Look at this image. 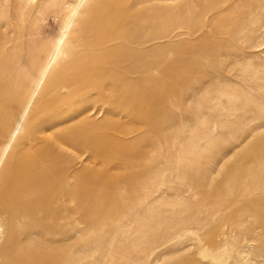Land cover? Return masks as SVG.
<instances>
[{"label": "rangeland", "instance_id": "374dc122", "mask_svg": "<svg viewBox=\"0 0 264 264\" xmlns=\"http://www.w3.org/2000/svg\"><path fill=\"white\" fill-rule=\"evenodd\" d=\"M136 1L84 0L36 99L34 129L60 116L50 112L56 93L73 100L64 87L90 75L78 69L97 64L106 74L101 125L66 146L77 161L69 264H264V0ZM78 2L0 0V133ZM136 19L140 31L130 28ZM119 49L134 60L116 62ZM84 52L100 58L78 59ZM95 95L67 111L91 107ZM46 135L60 137L57 128ZM34 139L22 131L12 144L0 189ZM60 174L42 175L58 189L48 199L55 210L26 219L44 244L60 239Z\"/></svg>", "mask_w": 264, "mask_h": 264}, {"label": "bare ground", "instance_id": "6f19581e", "mask_svg": "<svg viewBox=\"0 0 264 264\" xmlns=\"http://www.w3.org/2000/svg\"><path fill=\"white\" fill-rule=\"evenodd\" d=\"M83 1L79 0L76 8L66 16L58 44L49 51L45 59L39 62L38 69L36 70L38 72L37 79H35L29 91H26L27 96L21 106L19 104L12 108L8 121L5 123V128L0 133V137L4 141L0 145V168L7 157V152L18 137H20L22 131H27L30 137L35 138L32 145L35 151L30 155H16V164L6 181L5 188L0 189V264H69L68 248L70 247L71 232L69 228L71 223L69 222L67 209L71 188L68 177L72 169L76 168L77 161L75 156L67 153L66 146H70L71 144L77 145L75 144L77 142L76 139L84 136L86 138L87 131H89V128H92L90 125L93 127L101 125L98 119L101 110L97 102L101 93V79L106 74L102 73V69L97 64L81 67L77 71L78 74L90 73V75L82 80H75L74 83L71 82L64 87L66 88L65 93L70 95L73 100L70 98L69 100L68 97L58 96V93H56L57 98L53 101L50 112L58 113L60 116L53 117L52 114L47 119V124L39 125L35 129L32 118L36 115L38 108L43 102L37 103L36 101L43 82L48 76L51 77L53 75L54 67L57 66L61 54L62 44L72 27L78 9ZM150 1L139 0L136 3L137 5L146 4ZM160 9L161 6L158 7V5L151 7L152 11ZM153 24H156L155 20H153ZM178 27H183V25H179ZM130 28L131 30L140 31V29L144 28V24L141 19H136ZM159 37H163V34L160 32L158 34L151 33L145 37V40L153 41ZM138 38L142 40L141 35H138ZM126 54L131 55L132 60H134L135 52L131 51L129 53L128 51L121 50L120 55L115 57L114 60L121 63L123 62L121 57L124 59ZM77 58L80 60L86 58L94 61V59H99L100 56L84 52L78 55ZM74 66L75 63H71L68 68ZM130 67L132 70V62ZM93 92L97 95H95V101L91 107L76 108L73 112L67 111L70 108L72 109V106L76 104V100L87 99V95L89 94L90 97L93 95ZM56 128L60 133V137H49L46 135ZM32 129L34 130L30 131ZM63 140L65 141L64 143ZM83 144L79 143V146L82 147ZM81 150L82 152L78 154L80 157L85 155L86 152L84 149ZM53 159H59V161L55 162ZM54 170H59L61 173L58 185L61 192L57 200L63 210V215L61 216L62 229L59 234L60 239L56 238L57 235L48 236L46 237L48 244H44L42 238L35 235L37 231L34 233L35 231L26 229V219L30 217V211L35 210V214L40 215L44 214V209L47 207L53 211L55 210V204L53 205L48 199L53 198L58 189L50 182L46 184V181H43L44 178L42 177V175H46L48 172ZM39 183L41 188L34 190V185ZM231 233L232 228L229 226V231H223L221 235L226 237ZM52 242H61V247L54 246L51 244ZM26 253L28 257L24 258H27V260L23 258V254ZM215 259L218 260L217 258Z\"/></svg>", "mask_w": 264, "mask_h": 264}]
</instances>
